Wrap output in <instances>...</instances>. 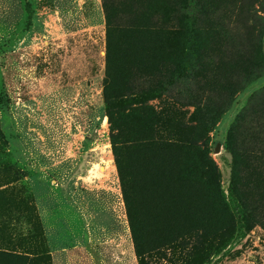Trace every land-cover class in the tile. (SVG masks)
I'll list each match as a JSON object with an SVG mask.
<instances>
[{"label":"rangeland","instance_id":"374dc122","mask_svg":"<svg viewBox=\"0 0 264 264\" xmlns=\"http://www.w3.org/2000/svg\"><path fill=\"white\" fill-rule=\"evenodd\" d=\"M205 1L212 27L235 38L194 43L190 91L140 104L135 93L164 76L172 51L146 54L140 27L169 26L171 0H0V264H264V106L229 140L264 95V75L237 83L247 44L260 37L264 57L263 12L260 0ZM109 14L107 93L128 97L111 111ZM225 103L206 131L196 108ZM202 161L214 167L203 182Z\"/></svg>","mask_w":264,"mask_h":264},{"label":"trees","instance_id":"16d2710c","mask_svg":"<svg viewBox=\"0 0 264 264\" xmlns=\"http://www.w3.org/2000/svg\"><path fill=\"white\" fill-rule=\"evenodd\" d=\"M171 4L174 7V15L166 18L165 21L169 23V26H166L164 20H157L153 18L155 24L150 26H141L140 31L143 36L142 38V49L145 53H149V44L153 45V48H159L161 45L166 42L172 47V51L167 56L168 69L165 72L164 76L160 75L153 79L151 83H148L147 86H140V92L135 93L138 98V103L142 104L146 101L156 99L162 95H167L171 89L182 90L183 92H189L191 85L196 81L194 74V65L192 63V46L194 43H202L204 45L209 44L211 41H214L216 44L220 43H229L232 39L235 38L234 32H231L229 29H223L218 31L214 29L213 21H211L205 13V8L207 1L205 0H171ZM259 8L263 12L264 20V0H260ZM204 15V16H202ZM108 19V41H107V58H106V76L104 79L105 93L104 100L106 107L111 111L114 109H124L128 107V97L124 94H115L109 95L107 90L111 89V79L114 75L113 70L115 67V55L113 52V43H112V33L114 32V22L115 17H112L111 14L107 16ZM203 19H209L211 21L208 30L202 27ZM171 23V25H170ZM118 26V25H117ZM262 28V26H261ZM155 37L157 38V44L155 46ZM261 38L255 39V41L249 45L247 44L243 51L239 54V60L243 62L242 75L237 80L238 83V92L243 91L250 83L254 82L258 78L264 75V57L261 52ZM147 58H150L147 56ZM145 57L143 61V66L146 67L149 64V60ZM179 93V92H178ZM180 95L182 93H179ZM178 95V94H177ZM232 94H226L230 98ZM130 105V104H129ZM264 106V95H256L251 98L250 104L245 109L243 113L240 114L238 119L232 125L230 129L229 140H231V133L233 132L235 126L239 124V121L243 118H247L256 115L258 110ZM220 107H223L226 111L228 108L227 104L215 105L212 107L211 114H205L204 111H199L197 108L195 113L202 117V124L206 131H210L211 128L215 125L212 124L213 116L220 113ZM211 110V109H210ZM222 110V108H221ZM178 141L168 145V147H177V149L182 153L186 154L189 151L197 150L195 144L191 142L181 143L180 146H176ZM164 142L162 141H149L148 146L153 149L164 147ZM119 167V165H118ZM197 174L199 181L203 182V179L207 176V171L214 172V167L207 161L198 162L196 165ZM120 169V167H119ZM121 172V169H120ZM186 187V186H184ZM178 199L182 201L181 194L178 195ZM224 217H231L228 210L225 208L222 212ZM228 228H224L220 234L227 233ZM193 231H190L191 234ZM192 237L197 238L194 244H191L190 251H199L204 244L205 238V229H200L198 233L193 232ZM14 258H20L15 256ZM24 258V257H23Z\"/></svg>","mask_w":264,"mask_h":264}]
</instances>
